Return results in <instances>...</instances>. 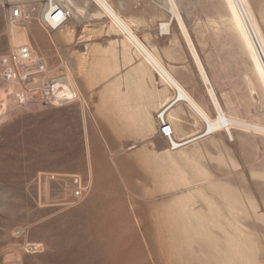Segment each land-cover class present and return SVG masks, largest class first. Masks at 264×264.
<instances>
[{"label": "rangeland", "instance_id": "1", "mask_svg": "<svg viewBox=\"0 0 264 264\" xmlns=\"http://www.w3.org/2000/svg\"><path fill=\"white\" fill-rule=\"evenodd\" d=\"M76 1L84 6V16L73 14L61 30L47 33L37 15L12 24L25 32L37 58L46 60L48 75L63 71L77 96L14 108L0 123V264H203L200 247L206 242L187 239L194 236L193 227L201 226L219 243L221 264H264V134L233 128L232 139L224 132L205 136L196 147L165 157L168 146L157 128L151 135L141 131L145 120L136 115L129 116L133 123L116 121L117 94L106 88L117 78L109 69L121 63L120 47L114 57L110 40L121 34L107 29V17H87L93 12L89 1ZM177 1L223 109L264 123L258 103L262 90L229 20L228 1ZM250 1L264 34V0ZM162 6L163 0H146L144 13L152 25L140 28L143 38L157 46L189 92L202 98L193 66L183 64L190 57L176 24L170 34H159L158 24L168 17ZM6 7L0 0V54L13 49ZM249 79L257 92L250 91ZM192 123L186 121L185 129H195ZM49 174H78L89 191L58 204L41 192L46 179H38ZM180 204H189L198 218L186 222ZM17 228L23 231L20 237L14 236ZM27 242L36 246L34 252L26 250ZM14 248L19 256L12 258Z\"/></svg>", "mask_w": 264, "mask_h": 264}, {"label": "bare ground", "instance_id": "2", "mask_svg": "<svg viewBox=\"0 0 264 264\" xmlns=\"http://www.w3.org/2000/svg\"><path fill=\"white\" fill-rule=\"evenodd\" d=\"M66 1L71 3V5L73 6V14L74 15L84 16V14L86 12L84 6L79 5L76 0H66ZM87 1L88 0H85V2H87ZM92 1L99 7V10H96L92 13H89V15L87 17L99 18L102 16H106L110 20V22L108 24L109 28H107V29H109V31L114 32L116 34H121V36H122L121 40L111 39L110 44H109V48L113 52L112 54L114 55V57H115V53L117 51L116 50L117 45H118V47H120L119 52L121 53V56H120L121 57V63L120 64L118 63L119 65H117L116 64L117 62H116L115 66L113 68L111 67L109 69V71L113 72V74H114V72H116L117 75L115 77H117V78L108 85L109 89L106 88L108 90V93L110 90L115 89L117 95H115L113 93L112 94H113V96L115 95L114 97H116L118 100L117 99L114 100L112 98V96H110V98L113 99L114 101H121L122 97H124L125 99L128 98L130 100H133V99L142 98L144 96L145 97L150 96V97L155 98L156 100L159 101V102L157 101L158 103H156L155 100H154L155 102L153 101V103H156V107L154 106L155 104L154 105L152 104L154 106L153 108L156 109V112L158 111V109L161 106H164V105L170 106L168 111H167V119L173 128L172 140L175 143V145L179 146V147L176 148L175 150H171L169 147L165 148L164 149L165 157L169 158L172 156V154L175 155L174 153H182L183 151H187L185 148H187L188 146L191 147L190 145H193V144H195L193 146L196 147V143H198L197 141L201 138L203 139V137H205V136H213L217 133L224 132L229 138L232 139L231 129H233V128H240V129L252 132V133L264 134V123H259V122H255V121H251V120L239 117L235 114L228 113L223 109L221 102L219 101V98H218L216 91L213 87V84H212V82H211V80L207 74L205 66L203 65V63L201 61V58L197 52V49L193 43V40L189 34L187 26L183 20V17L181 15L177 0H163L162 8L168 13V17L163 22L158 24L157 29L159 30V28H160V32L162 35H166V34L168 35V34H170L171 24L173 22L176 24L178 31H179V34L181 35L182 40H183L185 47L187 49V52L190 56V59L192 60L194 66H195L196 75L198 76L201 83L205 86L206 97L212 103L213 109L215 111V113L213 115L204 109V107L193 96V94L191 92H189V90L183 85V83L174 75V73L172 71V67L170 65H168L167 63H165V61L163 60L162 56L159 54V52L156 48L157 46L155 47L154 45L149 44L148 43L149 38L147 41H145V42H147V44H146L142 39H140L137 36V34L134 32L133 29H134V27H136V25H139V22L132 20V18L130 20H127V19H125V17L124 18L121 17L113 9V7L111 6L112 3L110 4V2L108 0H92ZM226 1H228V3H227L228 9H229V13L231 16V19H229V20H231L230 22H231L233 28H235L237 30V33H239L238 38L241 39V42L244 44V47H245L247 53L249 54V57L252 60V64L254 67L253 71H255L254 72V73H256L255 77H257V80L256 79L255 80L258 81L257 82L258 84L256 83V86L257 87L260 86V89L262 90L261 91L262 95L259 94L261 97H260V101L258 103H259V107L263 110V107H264V34H263V31H262V29L258 23V20L255 16V12L253 10V7H252L250 0H226ZM22 5L24 8L29 9V11H31V13H30L31 17L38 15V12L34 11L35 3L32 0L22 1ZM261 11H258V12L260 13ZM259 16H260V14H259ZM131 17H133V16H131ZM263 20H264V18H263ZM136 23H138V24H136ZM10 24L11 25L9 27V40H10L12 47L14 48V47L21 45V44H30L29 41L26 40L25 32L23 30H21L18 26L12 25L13 23H10ZM235 33H236V31H235ZM130 51H133L135 53V54L133 53V55L138 57L137 61H135V62L133 61L134 56H132ZM108 58H109V56H108ZM112 60L118 61V59H115V58ZM101 63L104 64V62H101ZM111 64H112V62H111ZM122 67H128V69L125 71L124 75H122L123 73L121 74V72L119 74L117 73V71L119 69H121ZM104 68H106V67L104 66ZM130 78H133L135 81V83H133V84H135V86L132 90L133 92H131L132 84H130V82H131ZM39 80H43V79H41L40 77H35L34 81L31 84H25V83H19V82L3 79L0 77V123H2L4 120L6 121L8 112L14 108H17L20 106H25L27 108H29V107H43L44 106V103L38 99V90L39 89H38V87H36L33 84ZM146 80L150 81V83L152 85L151 88H147ZM134 81H132V82H134ZM247 81H249L248 87H249L250 91L251 92L252 91L257 92L256 86L254 84L255 81L253 82V79H249ZM122 82L125 85L124 94H122V89L119 87V85H121V86L123 85ZM72 84L73 83L70 82V80L67 78V76H66V82L61 84L62 88H63L62 94L64 95L65 98H68L69 100H73L77 96L76 92L74 90L75 87H73ZM155 84H157V86ZM16 92H23L25 95H27L26 96L27 102L24 105H21L18 103V100L15 96ZM106 95H107V92H106ZM105 96H102V97H105ZM127 101H124V102L127 103ZM118 105H120V104H118ZM129 106L130 105H127V107H129ZM122 107H123V105H122ZM131 107H132V105H131ZM120 109H122V108H120ZM185 109L186 110L189 109V111L192 113V118L189 116V114H188L189 112L187 113L188 114L187 118H191L190 120L193 119L192 124L195 127V129H191L190 131L185 129L186 125H188V124H185L186 120L184 121V119L182 117L183 115H181V114H185L184 116L186 117V110ZM147 111H145V112H147ZM143 115H145V114H143ZM130 116H131V118H133L132 114H130ZM147 117L145 118V116H143L142 117L143 119H140V121L145 120L144 121L145 123H143L145 126H142V124H141V126H142L141 131L145 128L144 130L146 131V133L148 135H151L152 133L155 132V129L157 128V126L154 123V119H152V117L148 118V119H147ZM131 118H129V119L131 120ZM136 118L139 119L138 117H136ZM130 120H129V122H130ZM133 121L131 123H133ZM135 121H136V119H135ZM188 123H190V122H188ZM184 124H185V126H184ZM199 126H200V130L198 129ZM134 147H135L134 145H132L131 147L129 146V149L134 148ZM159 153H161V152H159ZM185 154H187V153H185ZM156 155H157V153H156ZM58 174H60V173H58ZM60 176H67V175L64 174V175H60ZM183 179H185V178H183ZM48 183L49 182L46 179L44 181L42 187H41V192L43 193V195L47 199L50 198L49 197V191H48ZM65 184H64L63 190L66 192V189H67V181L66 180H65ZM187 194L190 195L189 193H187ZM187 194L184 195L186 197V199L188 198ZM182 199H184V197ZM187 202H190V201L187 200ZM188 205L189 204H182V205L180 204V206L182 207V209H181L182 211L180 210L182 213L181 215H183L186 218V222H189L192 217L198 218V214L193 209H191L192 207L189 208ZM212 210H214V208ZM215 212H217V211H215ZM209 214L213 215V213H209ZM200 215L201 214H199V216ZM207 217H209V215ZM213 217H214V219L216 218L215 216H213ZM217 218H219V217H217ZM210 219H213V218L211 217ZM215 222H217V221H215ZM215 222H213V223H215ZM200 226H201V224H200ZM201 227H198V228L193 227L192 231L194 233V236H188L187 239L189 238L190 242H193V241H196L195 238L197 237V239L198 240L200 239L203 243L206 242L204 247L203 246L200 247V251L202 252V254L204 256L203 264H221V251L222 250H221L219 243L217 244L216 243L217 240L214 238L216 240V242H215V240L213 239L214 234L213 235H211V233L206 234L203 231H200L202 229ZM217 228H219V227H217ZM190 235H193V234H190ZM188 245H190V246H188L190 248V251L191 252L194 251L191 248V244H188ZM13 250H14V253L9 254V256L12 258L18 257L19 256L18 249L14 248ZM225 252H226V250H225ZM194 257H192V258H194ZM200 257L202 258V256H199V258ZM196 258H197V256H196ZM227 261L228 260H226V264H227ZM195 262H197V261H195Z\"/></svg>", "mask_w": 264, "mask_h": 264}, {"label": "built area", "instance_id": "3", "mask_svg": "<svg viewBox=\"0 0 264 264\" xmlns=\"http://www.w3.org/2000/svg\"><path fill=\"white\" fill-rule=\"evenodd\" d=\"M22 1L26 0H1L2 4L7 5L5 11L9 23H25L31 19V11L23 7ZM32 1L35 3L34 11L38 12L37 21L47 33L61 30L73 18V6L66 0ZM159 34L162 35L160 28ZM48 72L49 68L46 60L37 58L30 44H21L0 54L1 78L31 84L35 77H40L43 80H39L33 84L39 89L38 99L45 105L52 102L70 101L62 94L63 88L61 84L66 82V75L63 71L56 76H49ZM15 96L19 104L24 105L27 102V95L23 92H16ZM169 107V105L161 106L155 112V124L158 135L166 141L167 146L171 150H175L179 146H176L172 140L173 128L167 119ZM44 179H47L49 182V199L54 200L58 204L72 203L75 200L83 198L89 191L88 184L78 174L68 176L49 174L48 177H44L43 179L40 177L38 182H43ZM65 180L67 181L66 192L63 190ZM50 182L52 185H50ZM58 194L61 195L59 198ZM22 234V229L17 228L14 236L20 237ZM25 247L28 252L36 250V246L30 242L25 243Z\"/></svg>", "mask_w": 264, "mask_h": 264}, {"label": "crops", "instance_id": "4", "mask_svg": "<svg viewBox=\"0 0 264 264\" xmlns=\"http://www.w3.org/2000/svg\"><path fill=\"white\" fill-rule=\"evenodd\" d=\"M88 1L93 8V12L96 10H99V7L92 0H88ZM108 1L110 2V4L112 3L111 6L121 17H123V18L125 17V19H127V20H130L132 18V20L139 22V25H136V27H134L133 30L137 34V36L145 42V40L143 38L144 34L140 28H142V27L148 28L152 25L151 18L144 13V10L146 9V0H108ZM131 16H133V17H131ZM105 17L106 16H102V17H99L98 19H103ZM136 24H138V23H136ZM143 25H145V26H143ZM121 38H122V36L118 40H121ZM82 42L83 41H80V43H82ZM145 43L147 44V42H145ZM183 64H185V65L188 64L190 66H193V68L195 70V66H194L191 59L183 62ZM127 68L128 67H122L121 68V74L123 73L122 75H124ZM198 80H199V78H198ZM123 82H122V84L124 85ZM199 83H200L201 94L203 97L201 98L199 95H196L193 92H192V94L200 102V104L204 107V109L213 115L215 113V111L213 109L211 101L206 97L205 86L201 83L200 80H199ZM146 84H147V88H151L152 85H151L149 80L148 81L146 80ZM123 85L121 86L122 94H124V92H125V90H124L125 85L124 86ZM155 85H157V84H155ZM142 98L130 100L128 98L125 99L124 97H122L121 101H116L115 102L116 107L114 109V114H116V121H118V122L121 121V123L123 124L125 121L128 120V117L130 116V114L140 116V118H142L143 116H145V118H146L148 116L147 119L151 118V117H152V119H154V114L156 112V109L153 107L154 106L156 107V103H158L159 101L156 100L155 98L150 97V96H147V97L144 96ZM154 100L156 101V103H153ZM124 101H127V103ZM96 104H100V102L97 100ZM118 104H120V105H118ZM152 104L153 105L155 104V105L153 106ZM122 105H123V107H122ZM127 105H130V106L127 107ZM131 105H132V107H131ZM120 108H122V109H120ZM145 111H147V112H145ZM187 113L192 118V113L189 111V109H187L185 120L191 121L190 120L191 118H187L188 117ZM143 114H145V115H143Z\"/></svg>", "mask_w": 264, "mask_h": 264}]
</instances>
